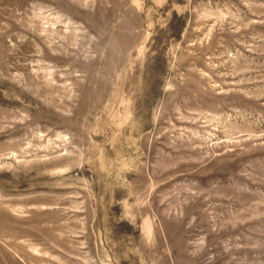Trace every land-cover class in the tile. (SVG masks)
Segmentation results:
<instances>
[{
    "label": "rangeland",
    "instance_id": "obj_1",
    "mask_svg": "<svg viewBox=\"0 0 264 264\" xmlns=\"http://www.w3.org/2000/svg\"><path fill=\"white\" fill-rule=\"evenodd\" d=\"M0 264H264V0H0Z\"/></svg>",
    "mask_w": 264,
    "mask_h": 264
}]
</instances>
